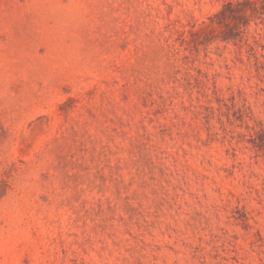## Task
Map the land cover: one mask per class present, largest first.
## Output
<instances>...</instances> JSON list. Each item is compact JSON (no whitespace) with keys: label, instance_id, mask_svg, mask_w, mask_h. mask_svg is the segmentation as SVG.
<instances>
[{"label":"rangeland","instance_id":"rangeland-1","mask_svg":"<svg viewBox=\"0 0 264 264\" xmlns=\"http://www.w3.org/2000/svg\"><path fill=\"white\" fill-rule=\"evenodd\" d=\"M0 264H264V0H0Z\"/></svg>","mask_w":264,"mask_h":264},{"label":"trees","instance_id":"trees-1","mask_svg":"<svg viewBox=\"0 0 264 264\" xmlns=\"http://www.w3.org/2000/svg\"><path fill=\"white\" fill-rule=\"evenodd\" d=\"M229 9V11H231V16H233L235 18L236 13L240 12V10H244L241 9V3H237L234 4L233 2H229L225 8V10L223 11V13H226V10Z\"/></svg>","mask_w":264,"mask_h":264}]
</instances>
